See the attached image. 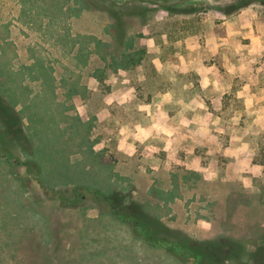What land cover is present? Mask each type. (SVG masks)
<instances>
[{"label":"rangeland","instance_id":"1","mask_svg":"<svg viewBox=\"0 0 264 264\" xmlns=\"http://www.w3.org/2000/svg\"><path fill=\"white\" fill-rule=\"evenodd\" d=\"M112 1L124 0L100 2ZM235 1L130 0L147 9L123 16L127 34L119 41L102 9L74 0H0V21L17 37L0 45V100L20 117L28 138L22 148L30 144L29 151H15L28 167L10 164L18 177L0 156V264L260 262L253 257L264 245V51L253 52L258 44L245 54L243 77L213 67L234 86L251 82L259 91V103H250L256 112L224 114L210 123L220 125L213 135H183L178 144L171 134L147 137L128 124L150 123L140 105L159 97L166 82H176V95L193 94L183 82L199 84L200 75L181 69L179 54L188 49L179 39L219 23L220 9ZM248 6L264 15V4ZM127 84L136 99L127 113H116V89ZM232 96L222 97L224 107L236 105ZM207 107H213L209 99ZM225 121L245 131L230 140L233 128L221 129ZM131 201L192 238L242 243L245 252L227 263L221 257L184 263L116 216Z\"/></svg>","mask_w":264,"mask_h":264},{"label":"crops","instance_id":"2","mask_svg":"<svg viewBox=\"0 0 264 264\" xmlns=\"http://www.w3.org/2000/svg\"><path fill=\"white\" fill-rule=\"evenodd\" d=\"M3 22L4 20L0 21V31L7 33L2 32L0 34V45L9 39L17 40L14 32L11 31L12 28ZM260 32L264 33V15L261 16L257 9L248 6L229 16L225 15L219 23H210L200 35L193 33L184 39H179L180 43L185 44L188 49L186 55L179 54L180 63L182 62L181 69L193 71L200 75L199 84L183 82V87L192 89L193 92V94L184 97L174 94L171 90V88H175L176 82H166L165 90L159 97L143 101L140 105L139 109H143L142 111L150 119V123L144 125L136 121H128L129 127L132 125L138 127L139 132L147 135V137L157 136L161 138L171 134L170 136L176 137L175 144H178V142L183 143V135H197L202 134V132L205 134L209 132L210 135H213V129L215 130L220 125L212 128L210 123L224 120L227 115L231 118L238 115L240 118L242 113L256 112L257 106L250 110V103L253 101L256 104L259 103V91L253 92L249 88L251 82H240L234 86V82H230L227 77L219 78L214 75L213 67L216 64H221L225 73L229 72L243 77V72L246 70L245 64L248 60L245 57L247 50L251 54L254 44H258V50L254 48L253 52L264 51V41ZM241 37H247L249 40L245 41ZM22 54L23 52L17 53L19 57ZM92 76L101 82L94 75V72ZM226 93H233L231 98L236 102L235 106L232 103L227 107L222 105L221 99ZM135 99L136 96L132 94L131 84H127L122 89H116V113H127V105ZM208 99L213 103L212 108L207 107ZM260 99H263L262 96ZM224 108L230 109L224 112ZM256 116L258 118L259 115ZM158 119H161L160 124L157 123ZM224 124L226 125H221V129L223 126L225 129L233 128L228 133L230 140L233 139L234 135L236 136L235 131H245L244 126L240 124L231 127L226 121ZM178 136L180 137L178 138ZM245 143L246 141L241 140L240 146L243 147ZM229 145H232L231 141ZM153 146L156 145L153 144ZM8 170L7 166L6 171L8 172Z\"/></svg>","mask_w":264,"mask_h":264},{"label":"trees","instance_id":"3","mask_svg":"<svg viewBox=\"0 0 264 264\" xmlns=\"http://www.w3.org/2000/svg\"><path fill=\"white\" fill-rule=\"evenodd\" d=\"M74 1L83 3V5H86V7L102 9L104 12H106L107 15H109L112 19L114 33L116 37H118L119 41H123L127 34L126 24L122 20L123 16L133 15L136 13L139 15L144 14V11L147 9L142 5H130V3H132L130 0H124L121 3L118 1L116 5L115 1H112L110 5L102 4L100 2L101 0ZM148 1H153L157 4L162 3L160 0ZM256 1L264 4V0H236L235 3L228 4L220 10L224 15H229ZM122 6L124 7L122 8ZM162 6L168 11H171V4L165 2L162 4ZM111 57L114 58L113 56ZM129 59L133 61V56L129 57ZM120 65L126 66L125 62L123 61ZM94 75L101 81L103 80L102 74H99V72H94ZM20 125V117L17 115L13 107L5 104L4 101L1 102L0 100V156L4 157L8 164L9 171L16 177H18V174L10 165L13 161L25 168L28 166L26 160H22L15 151L17 149L29 151L30 149V144L26 145L27 149L22 148L24 147V140H28V138ZM35 169H37L36 166H34V170ZM119 196V193H117L116 202L117 200L122 201L123 197ZM120 205L122 206H120L119 210L116 212V216H118L123 221H133L132 223L139 232V235L142 236L147 243L168 249V251H170L184 263L190 258L199 262L201 260L208 259L219 263L218 257L222 258L220 259L221 263H227L238 259L240 254L245 252V247L242 245V243L224 241L222 239L198 240L192 238L190 235L180 229L171 228L161 219H159L158 216L142 210L140 205L136 204L135 202L131 201L127 204ZM121 210H124V212H121ZM259 255L261 256V259L258 264H264V245L258 246L253 252V257H257Z\"/></svg>","mask_w":264,"mask_h":264},{"label":"flooded vegetation","instance_id":"4","mask_svg":"<svg viewBox=\"0 0 264 264\" xmlns=\"http://www.w3.org/2000/svg\"><path fill=\"white\" fill-rule=\"evenodd\" d=\"M112 206H114V205L112 204ZM120 206H122V205H120Z\"/></svg>","mask_w":264,"mask_h":264}]
</instances>
